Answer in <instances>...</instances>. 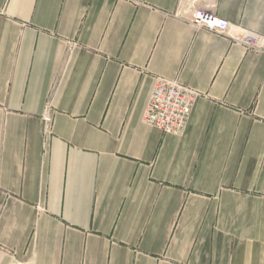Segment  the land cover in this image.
<instances>
[{"label":"crops","instance_id":"crops-1","mask_svg":"<svg viewBox=\"0 0 264 264\" xmlns=\"http://www.w3.org/2000/svg\"><path fill=\"white\" fill-rule=\"evenodd\" d=\"M0 12V264H264V0ZM157 77L200 92L181 134L144 121Z\"/></svg>","mask_w":264,"mask_h":264},{"label":"built area","instance_id":"built-area-1","mask_svg":"<svg viewBox=\"0 0 264 264\" xmlns=\"http://www.w3.org/2000/svg\"><path fill=\"white\" fill-rule=\"evenodd\" d=\"M189 20L198 29L203 28L219 34H226L230 30V23L227 20L203 9L193 10ZM244 40L251 43L255 40V35L247 33ZM199 95L198 90L184 86L177 79L157 77L144 112V121L164 133L181 134L187 127ZM43 118L46 132H50L52 124L50 106L46 109Z\"/></svg>","mask_w":264,"mask_h":264}]
</instances>
